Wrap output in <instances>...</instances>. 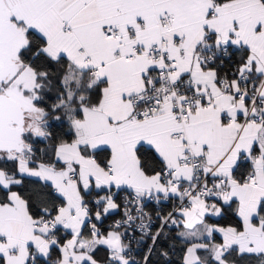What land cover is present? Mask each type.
Wrapping results in <instances>:
<instances>
[{
	"label": "snow or ice",
	"instance_id": "snow-or-ice-1",
	"mask_svg": "<svg viewBox=\"0 0 264 264\" xmlns=\"http://www.w3.org/2000/svg\"><path fill=\"white\" fill-rule=\"evenodd\" d=\"M0 264H264V0H0Z\"/></svg>",
	"mask_w": 264,
	"mask_h": 264
}]
</instances>
